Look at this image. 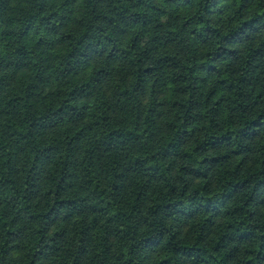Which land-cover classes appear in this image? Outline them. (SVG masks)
<instances>
[{
	"label": "trees",
	"instance_id": "1",
	"mask_svg": "<svg viewBox=\"0 0 264 264\" xmlns=\"http://www.w3.org/2000/svg\"><path fill=\"white\" fill-rule=\"evenodd\" d=\"M0 264H264V0H0Z\"/></svg>",
	"mask_w": 264,
	"mask_h": 264
}]
</instances>
